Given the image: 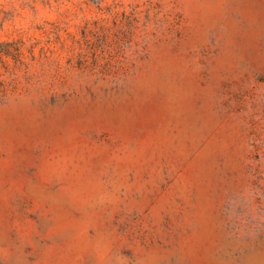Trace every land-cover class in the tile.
Instances as JSON below:
<instances>
[{"label": "rangeland", "instance_id": "374dc122", "mask_svg": "<svg viewBox=\"0 0 264 264\" xmlns=\"http://www.w3.org/2000/svg\"><path fill=\"white\" fill-rule=\"evenodd\" d=\"M0 264H264V0H0Z\"/></svg>", "mask_w": 264, "mask_h": 264}, {"label": "trees", "instance_id": "16d2710c", "mask_svg": "<svg viewBox=\"0 0 264 264\" xmlns=\"http://www.w3.org/2000/svg\"><path fill=\"white\" fill-rule=\"evenodd\" d=\"M6 48H8V44L0 43V59H3L5 57L12 55L11 51Z\"/></svg>", "mask_w": 264, "mask_h": 264}]
</instances>
